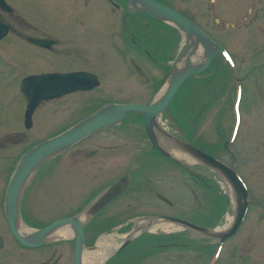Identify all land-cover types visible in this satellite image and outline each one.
<instances>
[{
	"label": "flooded vegetation",
	"instance_id": "obj_1",
	"mask_svg": "<svg viewBox=\"0 0 264 264\" xmlns=\"http://www.w3.org/2000/svg\"><path fill=\"white\" fill-rule=\"evenodd\" d=\"M96 1L98 0H75L72 6L70 5L71 8L64 2L65 6H67V12L65 14L61 13L60 15L63 7L61 8V3H58L56 0H26L25 2H29L31 7L27 3H23V0H0V113H2L5 107L6 99L8 100L16 95H21L25 100L24 112L20 119H16L14 116L11 117L10 114L9 123L5 125L3 122L5 119L0 118V264H63L61 263L62 256L59 253L57 254V249L47 248L49 246H58L60 242L64 243L63 241H69L72 244L71 249L74 264L76 237L71 224L64 226V228H67L71 233L69 237H50L54 232L63 228L61 227L44 238L43 243L38 246H27L12 235L6 218V192L12 176L24 154L39 143L65 132L82 120L75 122V124H71V126L70 124L66 126L64 123L65 126H63L62 129L59 128L55 134L53 133L40 140H31L32 131L35 130L39 124L43 123V119L37 118V112L47 107L50 103H54L64 97L93 91L102 85V77L98 73L87 69L86 66L91 65V56H93L94 53H102V50L110 51L113 57L114 46L118 47V49L121 48L116 52L117 55L121 57L124 56V58L132 55L133 58L148 63L154 70L165 72L164 77L159 80L158 83L155 82L151 84L149 76L142 70L145 69L143 66L141 67L138 63H134L131 59L129 61L130 64L128 63L131 65L130 69L138 78L146 79L147 82L144 80V83L146 82L147 85L151 84L149 93H151V96L155 95L152 99L153 101L167 81L168 66H171L172 63H168L166 58H170L171 52H173L172 44H170L168 48L166 46L168 42L166 39L167 24L158 22L144 14H135L133 9L128 6L127 0H107L106 2L109 6V11H107L109 13V24L105 26H107L109 30L111 29L112 32L115 31L117 25L118 27L121 26L120 31L122 34L121 39L117 38L116 41L113 39V45L107 46V43L99 39L100 35H98L101 33L102 26H100L101 20L99 19V13H97V11L99 12V5L96 4ZM154 1L170 7L177 13L191 20L207 36H209L210 33L198 23L196 20L197 18L195 19L192 17H197L196 14H198V12L201 13L202 9L199 8L200 6L204 7L207 13L209 12L212 14L214 18L213 23H216V28H221L226 31L235 30V28L239 27L240 24L237 22H243V26L247 27L249 23L251 24L258 19H264V0H190L192 4L190 3L189 5L193 6L190 8L193 12L191 15H189L187 11L181 10V7L179 9L176 8L168 0ZM187 1L189 0H177V5H188ZM92 5H95L94 9L96 13H92L93 18L86 20L89 22L92 20L94 24L90 25L91 27L89 26L86 32V29L84 32H82L81 29L80 32L78 29H73L74 24H72V29L62 28L61 25L64 26V22H74L78 27L82 26L84 29L86 20L77 17L76 12L89 11ZM216 6H220L217 8L219 12L221 9L224 15L233 19L231 23L228 24L220 19L219 16L221 13L217 12ZM40 9L44 10V13L41 12ZM113 15L116 18L114 21ZM60 21L61 24L58 23ZM151 22H153V24ZM162 24L164 25L165 31H159L153 35L149 34V27ZM66 26H69V23ZM140 29L146 34L145 37L140 36ZM156 29L157 28H151V32H155ZM169 30L171 36H173L176 41L177 36L180 34L179 44H182V34L180 31L173 30L170 27ZM92 34L96 35L95 42L102 46L100 51L97 45L96 48H92L91 44L87 46V44H89L88 42L93 40L89 39L93 37ZM164 40L166 43H164ZM127 41L131 44L126 47L125 45L123 46ZM120 43H122L123 48ZM103 47L106 49H103ZM221 48L224 49V47ZM224 50L226 51V49ZM216 58H218V61L222 60L220 56ZM173 59H175V56ZM47 60L54 62L55 65L48 68L39 67V65L41 66V64H44ZM166 63L169 65H166ZM110 64L115 65L114 61H111L106 66L108 67ZM221 64L226 63L222 60ZM152 68L146 67V70L155 72ZM228 68L231 69L230 66H228ZM40 69L43 71L39 72ZM128 72L131 74L130 71ZM83 73L92 75L96 78L95 80L98 84L95 88L86 91L79 90L56 98L43 99L34 108L30 118L26 119L27 100L22 91L24 81L35 76ZM244 80H246V78L236 79L238 82L236 92L239 91L240 93H238L241 96L243 93L242 84ZM140 82L142 83V81ZM157 86H159V88L155 90ZM8 88L13 91L16 90V93L13 92L12 94ZM180 89L181 87L177 92ZM177 92L173 96L174 100L172 98L170 103L173 104L178 100ZM107 104L122 103L109 102ZM169 106H167L160 117L157 118L158 122H156V127L152 128V132L158 146L170 152L166 147L167 137L164 134L168 133V131L159 124V119L161 120V116L168 111V108H170ZM65 110L66 109H63L62 111L64 112ZM175 115L178 121L177 113H175ZM130 117L136 119V127H141L142 133L140 132V134L135 128L136 131L134 134L141 136L133 137L126 132L130 125H134L127 123V121L129 122L131 119ZM12 120L15 121V124L12 122L10 123ZM111 131H113V134H111ZM94 135L99 136L96 139L94 137V139H92L91 137ZM171 135H173V133ZM173 136L185 140L181 134H175ZM110 137H113V139ZM131 140H136V143L144 140L147 148L140 149L139 147H132L130 143ZM169 141L170 144L174 146L173 142L171 140ZM185 141L189 142V140ZM25 145L26 147H24ZM224 147L226 148L225 145ZM134 149H138V151L134 153ZM131 151L134 153L133 155L130 153ZM175 152L182 155V151L174 146V153ZM170 154L171 158H168L152 146L147 136L144 119L131 113L120 124L106 127L89 134L65 151L45 159L33 170L23 184L17 198V230L20 235L26 239V242L35 244L38 242H35L33 239L30 240V237H28L33 232L39 231L57 220H75L83 229V250H85L87 248L89 249V246H95L99 238L114 233L118 234V236L120 234L122 239L120 238L119 242H117L116 239L113 240L117 244H122L135 230L136 222L139 224L144 223L147 226L158 224L166 225L163 219L164 217L175 218L167 216L165 214L166 209L179 210L180 203L167 198L165 194L166 178L163 177H167V172L173 170L175 175L171 177L174 178L175 182L178 180L177 174L180 173V170L183 171L180 162L172 153ZM213 158H215V156H213ZM215 159L221 161V159ZM221 162L224 163L223 161ZM168 163H170V165ZM224 164L234 169L231 165ZM200 165L205 168L202 164ZM175 166L178 170L174 168ZM188 174L195 178L197 177L196 180L198 181L200 179V181H203L204 176L203 178H199L191 172H188ZM237 175L248 193V205L244 218L238 230L225 240H216L211 237L205 238L213 242V244L209 243L211 247L206 254L208 259L205 264L219 263L226 242L230 241L239 232L249 213L251 204L254 203L249 198L250 191L244 179L239 173H237ZM48 180L55 183L57 186L56 188L54 187L51 192V188L48 184L45 186V181ZM60 182H62L61 188L59 187ZM116 185L120 186V192L103 203L102 197ZM61 189L63 193L62 196L65 198L61 199V201L63 200L62 202L60 199H58L57 202L61 203V205L63 204L62 206L65 205V217L45 224H38L28 216V213H35L31 211L32 200L34 199H37V205H39L40 208H38L42 214H49L57 210L56 208L60 206L55 205V201L58 197V195L55 194L59 193ZM55 191L57 193L54 194ZM215 194L218 199L224 198V213H229L231 209L229 207L230 202L228 197L220 190H217ZM261 208L264 209V205H261ZM235 209L236 204L232 216L233 219ZM135 212L153 215L141 218L135 217ZM115 217H119L120 219L113 220ZM232 222L230 225H232ZM205 228L209 230L213 229L212 227ZM195 241H198V238L191 243L192 251H197L198 246H200V243ZM204 244L201 243V246ZM158 246H166V244H159ZM204 247H206V245H204ZM230 248L231 250L226 253L229 259L223 264H264V242L258 244L257 240L252 241L248 239L243 245L240 240V242L238 241L232 244ZM42 249H44V251ZM123 250L124 248L122 251ZM133 251L134 248L132 249V253H130L131 255L134 254ZM47 252L50 253L48 254Z\"/></svg>",
	"mask_w": 264,
	"mask_h": 264
},
{
	"label": "rangeland",
	"instance_id": "obj_2",
	"mask_svg": "<svg viewBox=\"0 0 264 264\" xmlns=\"http://www.w3.org/2000/svg\"><path fill=\"white\" fill-rule=\"evenodd\" d=\"M25 1L26 0H23V3H27L30 6V3ZM56 1L61 3V8L63 7L60 12L61 15V13L65 14L67 12V6H65V4L67 3L66 5L70 7L75 0ZM106 1L107 0L96 1V4L99 5V12L97 11V13H99V19L101 20L100 26H102L101 33L98 35H100L99 39L103 40L104 43H107V46H112L113 39L115 41L117 38L121 39V26L118 27L117 25L113 32L105 26L109 24V13L107 12L109 11V6ZM168 1L178 9L181 7L180 9L187 11L189 15L193 13L190 9L193 6L189 5L192 2L190 0L187 1L188 5L183 6H178L177 0ZM218 7L220 6H216V9ZM94 8L95 5H92L89 11H77L76 15L80 19L83 18V20L93 18L92 13H96ZM199 8L202 9L201 13L198 12V14H196L197 17H192L195 19L197 18L196 20L198 23L210 33L208 37L213 42L226 49L232 57L235 68L232 69V74H230L231 78L228 79V74L224 73L221 69H216L219 68L216 66L218 62V58L216 57L218 56L215 57L216 59L213 58L208 68L203 73L199 76L188 79L185 84L181 86V89L178 92L176 91L178 94V100L173 104H168V106L170 105V108H168V111L161 116L162 118L161 120L159 119V124L162 125L168 133H173V135L181 134L184 139L189 140L192 145L199 148V150L205 154L211 157L215 156V158L221 159V161L227 165H231L244 179V182L249 188V198L254 203L251 204L249 213L239 232L230 241L226 242L218 263L223 264L229 259L226 253L231 250L230 247L232 244L237 243L238 241L240 242L241 240V244L244 245L245 241L248 239L252 241L257 240L258 244L264 242L261 241L264 240V209L261 208V205H264V19H258L251 24L249 23L247 27L243 26V22H237L240 24L239 27L235 28V30L226 31L221 28H216V23H213L214 18L212 14L209 12L207 13L202 6ZM221 9L220 12L217 9V12L221 13L219 16L220 19L228 24L231 23L233 19L224 15L223 10ZM40 11L44 13V10L40 9ZM112 17L114 21L116 18L114 15ZM58 23L61 24V21ZM68 23L69 26H66ZM68 23L64 22V26L61 25L62 28L72 29V24H74L73 29H78L79 32L80 29L82 32L86 29V32L87 28L94 24L92 20H90V22L86 20L85 28L83 29L82 26L78 27L74 22ZM151 23L153 24V22ZM169 27L170 24H167L166 39L168 42L166 46L168 48L169 45L172 44L173 52H171L170 58H166V61L171 64L175 60L173 58L174 56L176 58L178 50L181 49L182 44H179L180 34L177 36L176 41L175 38L171 36ZM151 28L157 29L155 32H151ZM172 28L174 27L172 26ZM148 31L149 34L153 35L159 31H165V29L162 24L151 26ZM92 36L93 37L89 39L93 40L88 42L89 44H87V46L91 44L92 48H96L97 45L98 50L100 51L102 46L95 42L96 35L92 34ZM140 36H146L142 29H140ZM164 43H166L165 40ZM120 44L123 48L124 45L126 47L131 43L127 41L123 46L122 43ZM103 49L106 48L103 47ZM120 49L121 48L118 49V47L114 46L113 50L115 54L113 53V57L112 54H110V51L106 50H102V53L104 54L98 52L91 56V65H88L89 67L86 66V68L98 73L102 77V85L93 91L72 94L64 97L63 99L50 103L47 107L40 109L36 115H38V119H43V123L39 124L36 129L34 128L35 130L32 131L31 140H40L43 137L50 136L53 133L55 134L56 131H58L59 128L62 129L65 124L66 126H69L68 124L71 126V124H75V122L91 116L97 112L99 108L109 102L150 105L156 101V99L154 101L152 100L155 95L151 96V93H149L151 90L150 85L155 82L158 83V81L164 77L165 72L154 70L148 63L137 60L133 58L132 55L125 58L124 56L121 57L117 55L116 52ZM130 59L134 61V63L136 62L141 65V67L143 66V68H145L142 70H144L149 76V79L151 80L150 85L146 84V79L138 78L136 74L133 73L130 69L131 65H129ZM111 61H114L115 65L110 64V66L107 67L106 65ZM168 63H166V65H169ZM54 65V62L47 60L44 64H41V66L39 65V67L48 68ZM146 67L150 69L152 68L155 72L146 70ZM222 67L224 66H221L220 68ZM126 69L130 71L131 74ZM169 69L170 66H168V73ZM41 71L43 70L40 69L39 72ZM237 78H246V80H244L242 84L243 93L240 102V122L237 133L232 139L235 114L231 107L233 99L235 98ZM144 80L146 81L145 83ZM140 81H142V83ZM158 88L159 86H157L155 90H158ZM9 90L12 94L13 92L16 93V90ZM24 108L25 100L21 95H16L8 100L6 99L5 107L2 113H0V118L5 119L3 122L7 125L9 123V115L11 114V117L14 116L16 119H20L23 115ZM63 109L66 110L63 112ZM175 113H177L181 122L179 119L177 121ZM160 115L161 114L156 117V122H158L157 118H159ZM130 118L131 119L129 122L127 121V123L134 125H130L126 132L133 137L141 136L134 134L136 130L140 133L141 127H136V119H133V117ZM11 122L15 124L14 120L10 121V123ZM112 132L113 131H111V134H113ZM98 136L99 135H94L91 138L96 139ZM110 138L113 139V137ZM130 143L132 147H139L140 149L147 148L144 140L138 143H136V140H131ZM24 147H26V145ZM166 147L180 162L183 171L179 169L180 173L177 174L178 180L175 182L174 178L171 177L175 175L173 170L167 172V177H163L166 178L165 194L167 198L180 203L179 210L167 208L165 214L167 216H172L193 223L194 225L196 224V226L199 227H212L213 229L210 231L213 233H226L231 227L230 224L233 220L232 216L235 208V195L233 190H231L232 188L213 169L208 167H205V169L197 161L193 160L186 154L182 153V156L176 152L174 153V146L170 144L168 138H166ZM134 151V153H136L138 149H134ZM130 153L132 155L134 154L132 151ZM182 157L184 159H181ZM170 163L168 164L170 165ZM172 165L174 166L173 163ZM174 168L178 170L176 166ZM188 172L195 174V176L197 175L199 178H203L204 176L203 181H200L201 179L199 181L196 180L197 177L195 178L194 176L189 175ZM45 182V186L48 184L51 188L50 192L54 187H57L55 183H52L49 180ZM59 187H62V182L59 183ZM217 190L222 191L228 197L231 211L227 214L224 213V198H217L215 194ZM55 193L57 192L55 191L54 194ZM62 194V189L59 193L55 194L58 195L55 205H59L60 207H57V210H54L49 214H42L39 210V205H37V199L32 200L31 211L35 213H28V216L38 224H45L65 217V205L62 206L63 204L61 205V203L57 202L58 199L61 201V199L65 198ZM148 215L153 214L135 212V217L144 218L148 217ZM118 219L120 218H113V220ZM138 226H140V224L136 222L134 231H140H138L133 240L124 247V250H121L118 253L113 251L103 264L206 263L208 259L206 254L211 247L209 243L213 244V242L205 239L207 237H203L194 231L169 223H166L165 227L156 230L149 228L142 229L138 228ZM106 237H111L119 242L121 235L119 234L118 236V234L114 233L109 236L107 235ZM196 238H198V241L195 242L200 243V246H198L197 251H192L191 243L194 242ZM63 242L64 243L60 242L58 246H49L47 248L57 249V254L59 253L62 256L61 263L73 264L72 244L69 241ZM201 243H205L204 245H206V247H204V245L201 246ZM159 244H166V246H158ZM120 245L121 244L118 243L116 250ZM90 248L95 250V246L93 245L89 246V249H86L87 252L91 250ZM133 248L134 254L131 255L130 253H132ZM42 250L44 251V249ZM47 253L49 254L50 252Z\"/></svg>",
	"mask_w": 264,
	"mask_h": 264
},
{
	"label": "water",
	"instance_id": "obj_3",
	"mask_svg": "<svg viewBox=\"0 0 264 264\" xmlns=\"http://www.w3.org/2000/svg\"><path fill=\"white\" fill-rule=\"evenodd\" d=\"M127 2L128 6L133 9L135 14H144L158 22L170 24L183 34L181 49L169 69L167 76L168 88L164 95L150 105L136 103L107 104L65 132L39 143L24 154L12 176L6 192V218L9 223L10 231L15 238L22 241L27 246H38L43 243L44 238L57 229L68 224L73 226L76 237L74 264H80L81 262L84 243L83 229L79 226L77 221L67 219L57 220L49 226L33 232L28 237H30V240L33 239L35 242H38L35 244L26 242V239H24L17 230L16 202L25 181L33 170L45 159L65 151L89 134L106 127L120 124L131 113L144 119L147 136L152 146L166 157L171 158L170 152L161 149L153 136L152 128L156 127V117L166 109L182 84L188 79L203 73L208 68L213 58L222 52V48L200 30L196 24L170 7L159 4L154 0H127ZM198 48L202 49V53H200L201 59H197V61L194 62L191 58L196 55ZM95 79L94 76L84 73L43 75L28 78L22 85V91L27 100L26 119L30 118L34 108L41 100L56 98L79 90H91L98 84ZM164 134L183 154H186L203 166L216 171L231 186L235 195L236 204L232 225L226 233H213L207 228L199 227L177 218L164 217V222L222 241L232 236L238 230L248 205V193L243 183L231 169L218 160L205 154L188 142L169 133ZM118 192H120V186L116 185L102 197V202L105 203L113 196H116ZM137 232L138 231H134V233H131L120 247L114 250L115 253L120 252L130 243Z\"/></svg>",
	"mask_w": 264,
	"mask_h": 264
},
{
	"label": "bare ground",
	"instance_id": "obj_4",
	"mask_svg": "<svg viewBox=\"0 0 264 264\" xmlns=\"http://www.w3.org/2000/svg\"><path fill=\"white\" fill-rule=\"evenodd\" d=\"M183 42V41H182ZM199 53H202V49L198 48L197 53L194 57H192V61H197L201 59V55ZM168 88V81L162 86L161 90L158 93V96L156 97V101L160 99L166 89ZM183 156V155H182ZM181 159H184L183 157ZM192 161V160H190ZM232 190V189H231ZM165 224H158V225H151L147 226L144 223H140V226L138 228L142 229H152L156 230L159 228L165 227ZM140 231V230H138ZM133 233V232H132ZM71 235L70 231L67 228H61L58 231L54 232L50 237L53 238H58V237H69ZM118 244L113 240L111 237H101L97 241L95 245V250L91 249L90 251L87 252V250H83L82 252V261L81 264H103L106 259L110 257L112 252L117 248Z\"/></svg>",
	"mask_w": 264,
	"mask_h": 264
},
{
	"label": "trees",
	"instance_id": "obj_5",
	"mask_svg": "<svg viewBox=\"0 0 264 264\" xmlns=\"http://www.w3.org/2000/svg\"><path fill=\"white\" fill-rule=\"evenodd\" d=\"M222 63V60L218 61L216 66L219 67V68H216V69H221L224 71V73L228 74L229 77L228 79H230V74H232V71L228 68V66L226 64H221ZM221 66H224L222 68H220ZM232 102V101H231ZM181 117V116H180ZM179 121H180V118L178 117ZM181 122V121H180Z\"/></svg>",
	"mask_w": 264,
	"mask_h": 264
}]
</instances>
